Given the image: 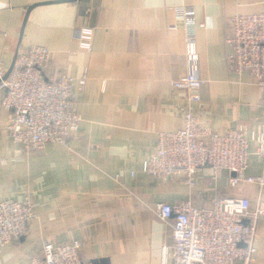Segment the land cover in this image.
Wrapping results in <instances>:
<instances>
[{"label":"crops","instance_id":"obj_1","mask_svg":"<svg viewBox=\"0 0 264 264\" xmlns=\"http://www.w3.org/2000/svg\"><path fill=\"white\" fill-rule=\"evenodd\" d=\"M0 0V61L8 70L16 52L29 46L51 51L47 76L64 71L87 76L79 97L78 135L68 147L47 145L25 156L12 142L10 113L0 105V203L28 198L34 218L24 238L0 249V264H29L43 243L79 241L81 258L98 264H161L172 247L173 217L163 222L155 205L189 201L208 208L213 199L246 198L252 211L264 186H229L225 170L205 168L192 188L177 179H153L142 161L155 152L158 133L183 126L187 93L175 83L195 74L205 83L193 104L196 118L224 133L264 122V90L246 74L229 72L227 19L264 13V0ZM33 7L23 21L28 8ZM191 7L193 44L176 9ZM23 27V32L20 31ZM174 27V28H173ZM91 29V50L80 49L78 32ZM4 91L0 89V101ZM246 178L264 176L252 153ZM250 264H264V218L255 227ZM166 264H173L168 257ZM234 264H241L236 262Z\"/></svg>","mask_w":264,"mask_h":264},{"label":"built area","instance_id":"obj_2","mask_svg":"<svg viewBox=\"0 0 264 264\" xmlns=\"http://www.w3.org/2000/svg\"><path fill=\"white\" fill-rule=\"evenodd\" d=\"M185 32V43L195 41V11L191 7L176 9ZM174 28V27H173ZM80 49L90 51L93 32H78ZM225 44L229 47L227 69L238 76L246 74L252 84L264 90V13L236 15L227 19ZM51 51L42 46H29L18 51L14 67L6 80L7 69L0 61V101L10 113L7 130L12 142L25 156L43 150L47 145L68 147L76 139L81 121L77 111L87 76L74 78L64 71L51 77L47 69ZM205 83L195 74L181 77L175 86L187 93L188 106L183 126L175 132H160L155 152L141 164L142 172L153 179H181L192 188L195 178L205 168L214 172L225 170L232 176L231 188L246 181L264 186V176L246 178L249 144L253 155L264 165V122L256 130L243 125L224 133L213 131L199 122L193 104L200 102L198 90ZM163 222L173 217L170 231L172 247L162 249L161 264L171 257L173 264H250L256 249L253 245L255 227L264 218V201L251 211L246 198L218 197L208 208H195L187 201L171 207L155 205ZM34 218V205L28 198L0 203V249L20 241L27 234ZM243 244L245 247H240ZM79 241L58 244L43 243L29 264H91L81 258Z\"/></svg>","mask_w":264,"mask_h":264},{"label":"water","instance_id":"obj_3","mask_svg":"<svg viewBox=\"0 0 264 264\" xmlns=\"http://www.w3.org/2000/svg\"><path fill=\"white\" fill-rule=\"evenodd\" d=\"M76 1H81V0H62V1H53V2H48L47 4H55V3H71V2H76ZM32 8H33V7H30V8H28V10H27V13H26L25 18H24V21H23V27H24L25 22H26V20H27V16H28L29 12L32 10ZM23 27H22V29H21V31H20V35H21L22 32H23ZM17 53H18V52L15 53L14 58H13V61H12L11 65H10L9 69L6 71L4 77L2 78L3 81L6 80V79L8 78V76H9V74L11 73V71H12V69H13V67H14V63H15V60H16V57H17ZM239 246H240V247H245V245H243V244H240ZM98 263H100V262H99V261H92V262H91V264H98Z\"/></svg>","mask_w":264,"mask_h":264}]
</instances>
